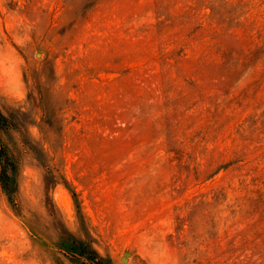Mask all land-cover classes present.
I'll use <instances>...</instances> for the list:
<instances>
[{"label": "rangeland", "instance_id": "1", "mask_svg": "<svg viewBox=\"0 0 264 264\" xmlns=\"http://www.w3.org/2000/svg\"><path fill=\"white\" fill-rule=\"evenodd\" d=\"M0 115V264H264V0H0Z\"/></svg>", "mask_w": 264, "mask_h": 264}, {"label": "trees", "instance_id": "2", "mask_svg": "<svg viewBox=\"0 0 264 264\" xmlns=\"http://www.w3.org/2000/svg\"><path fill=\"white\" fill-rule=\"evenodd\" d=\"M2 119V116L0 115V120ZM91 256L95 257V255L92 253ZM102 262V259L101 258H98V260L96 261L95 264H101Z\"/></svg>", "mask_w": 264, "mask_h": 264}]
</instances>
